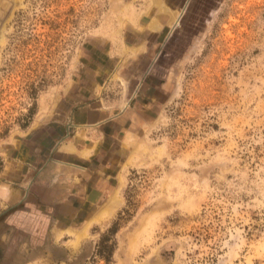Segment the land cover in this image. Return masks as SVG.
<instances>
[{
  "label": "rangeland",
  "instance_id": "obj_1",
  "mask_svg": "<svg viewBox=\"0 0 264 264\" xmlns=\"http://www.w3.org/2000/svg\"><path fill=\"white\" fill-rule=\"evenodd\" d=\"M170 3L167 29L136 33ZM112 34L145 46L108 59ZM93 102L110 109L99 153L122 172L64 264H264V0H0V264H61L52 224L3 193Z\"/></svg>",
  "mask_w": 264,
  "mask_h": 264
},
{
  "label": "crops",
  "instance_id": "obj_2",
  "mask_svg": "<svg viewBox=\"0 0 264 264\" xmlns=\"http://www.w3.org/2000/svg\"><path fill=\"white\" fill-rule=\"evenodd\" d=\"M167 6L160 17V23L157 21V27L152 28L149 22L144 26L145 32L136 30V33L143 36L146 29H150V33L159 34L161 29H167L179 13L177 4L170 3ZM106 38L109 46L104 53L108 59L124 55L132 47L138 49L145 46L141 41L130 47L117 34ZM117 62L116 64L121 65ZM93 104L95 103L77 107L72 114V124H61L63 139L54 143L53 154H49L46 163L29 177L26 186L8 187L3 193L7 199L6 205L11 209L29 211L35 220L47 219L52 224L53 241L66 249L65 256L59 261L61 264L68 260L72 243L74 245L85 237L87 225H91L92 220L104 209L113 208L112 196L122 172L121 168L109 171V163L103 161L99 153L102 143L113 136L107 129V124H104V118L110 111L109 106L96 107ZM112 179L115 181L113 184ZM95 208L96 213L78 220L82 210ZM52 260L49 253L43 252L25 259L22 264H52Z\"/></svg>",
  "mask_w": 264,
  "mask_h": 264
},
{
  "label": "trees",
  "instance_id": "obj_3",
  "mask_svg": "<svg viewBox=\"0 0 264 264\" xmlns=\"http://www.w3.org/2000/svg\"><path fill=\"white\" fill-rule=\"evenodd\" d=\"M128 215H129V213H128ZM116 231H117V224H115L113 226V228L109 230V232H111L112 234L116 233ZM107 240L108 239L106 237H102L99 244H98V248H97L98 249L97 253L104 258H107L109 252L112 251L113 246H114V244L109 245L107 243Z\"/></svg>",
  "mask_w": 264,
  "mask_h": 264
}]
</instances>
